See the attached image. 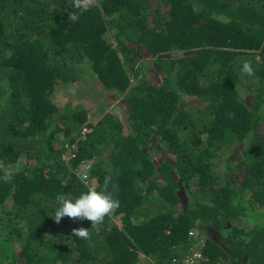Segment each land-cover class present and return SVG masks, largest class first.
<instances>
[{"label": "trees", "instance_id": "trees-1", "mask_svg": "<svg viewBox=\"0 0 264 264\" xmlns=\"http://www.w3.org/2000/svg\"><path fill=\"white\" fill-rule=\"evenodd\" d=\"M85 74L120 112L54 99ZM0 163V264H264V0H0ZM86 166L120 206L57 224Z\"/></svg>", "mask_w": 264, "mask_h": 264}, {"label": "clouds", "instance_id": "clouds-1", "mask_svg": "<svg viewBox=\"0 0 264 264\" xmlns=\"http://www.w3.org/2000/svg\"><path fill=\"white\" fill-rule=\"evenodd\" d=\"M92 4V0H73V8L81 9L87 8ZM77 19V13L72 11L69 13V20L75 21ZM241 72L252 76L254 75L253 69L251 67V62L245 60L242 64ZM230 117H234V113L228 114ZM87 130V129H86ZM3 167V164L0 163V168ZM90 170V169H89ZM3 179L8 181L10 177L5 173ZM111 185V191L109 186ZM119 192L118 184L113 182V179L110 175L104 177V182L101 190H97L94 187H88L86 191L81 192L78 197H72L66 194H58L56 199L59 202V207L51 213L53 220L59 224L62 218L67 217L73 221L76 220H87L91 223V228L98 229L104 222L106 216L113 214L120 206L119 199L116 198L115 194ZM194 233L195 236L191 237L189 234ZM72 236H75L78 239H87L90 235L89 228L78 227L72 229ZM194 242V248L201 252L204 261L206 262V257L204 254L203 247L199 241L204 239L201 237V234L198 232L190 231L188 233ZM205 244V243H204ZM141 257V256H140ZM149 263H154L152 260L143 257ZM155 264V263H154Z\"/></svg>", "mask_w": 264, "mask_h": 264}, {"label": "rangeland", "instance_id": "rangeland-1", "mask_svg": "<svg viewBox=\"0 0 264 264\" xmlns=\"http://www.w3.org/2000/svg\"><path fill=\"white\" fill-rule=\"evenodd\" d=\"M109 40L111 39L109 38ZM148 71L146 73L148 78L153 77L152 71L150 69H148ZM85 78L87 79L86 82L78 81L70 85L68 88H58L55 91L54 99L59 104H69L72 109L78 108V106L84 107L89 111L91 123H95L98 118L104 116L105 114L110 112H114L116 114L121 111L117 102L113 101L110 97L111 93L109 95V92H102L98 89L97 85L94 83V79L89 74H85ZM96 114H99V116H95ZM110 156L111 155L109 153L107 158ZM83 184L88 187H94L88 181L83 182Z\"/></svg>", "mask_w": 264, "mask_h": 264}, {"label": "built area", "instance_id": "built-area-1", "mask_svg": "<svg viewBox=\"0 0 264 264\" xmlns=\"http://www.w3.org/2000/svg\"><path fill=\"white\" fill-rule=\"evenodd\" d=\"M86 132H88L86 129L82 130V134L84 135ZM76 147L75 145H71L70 148L67 149V151L63 154V159L65 160H69L75 157V153L73 150H75ZM88 170V167H81L80 169H78V171L76 172V175L81 178V180L83 182H87L88 181V175L85 173V171ZM191 237H194L195 234L194 233H190L189 234ZM201 246H204V242L201 239L199 241ZM141 261L139 264H154V263H149V261H147L146 259H144L143 257L140 258ZM204 261V258L201 254V252H199L196 249H191V252L187 255H185L183 258L180 259H172L170 262H168L167 264H202V262Z\"/></svg>", "mask_w": 264, "mask_h": 264}]
</instances>
